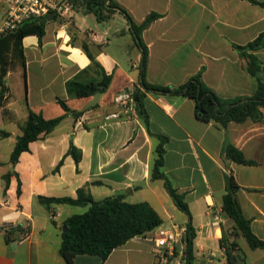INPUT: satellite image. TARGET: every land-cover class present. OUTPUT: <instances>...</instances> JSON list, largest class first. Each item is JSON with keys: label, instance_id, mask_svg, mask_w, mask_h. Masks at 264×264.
<instances>
[{"label": "crops", "instance_id": "obj_1", "mask_svg": "<svg viewBox=\"0 0 264 264\" xmlns=\"http://www.w3.org/2000/svg\"><path fill=\"white\" fill-rule=\"evenodd\" d=\"M114 1L137 25L151 13L160 16L141 33L149 84L177 88L202 70L203 83L220 99L254 95L257 82L247 73V60L236 47L264 34V0ZM1 14L2 10L0 19ZM83 43L112 81L101 95L70 99L65 83L90 63ZM22 45L24 67L8 71L7 92L0 105V264H67L59 253L63 223L87 207L47 208L38 197L75 199L85 186L96 202L123 195L129 204H148L161 219L160 227L171 223L185 227L187 217L177 209L163 181L151 179L158 140L148 135L135 115L106 119L118 112L114 96L140 80L142 51L126 19L117 13L107 22H98L77 5L70 26L49 22L40 44L35 36H28ZM247 53L264 64V49ZM58 100L71 110L86 111L78 120L65 116L11 165L9 158L27 109L54 119L65 115ZM143 104L150 133L166 138L163 173L189 208L197 258L206 264H229L225 245L235 240L243 264H264V250H251L247 243L242 247L240 242L245 240L222 212L225 175L230 170L239 187L236 199L241 213L253 235L264 242V123L231 122L224 130L215 122L197 120L193 101L181 95L146 93ZM71 139L81 152L78 164L66 156ZM225 141L253 165L225 161ZM215 213L221 221L219 230L211 226ZM24 232L30 239L19 243ZM221 239L227 242L222 244ZM70 264L102 261L98 256L79 255ZM103 264H155L151 243L145 236L135 237L113 250Z\"/></svg>", "mask_w": 264, "mask_h": 264}, {"label": "trees", "instance_id": "obj_2", "mask_svg": "<svg viewBox=\"0 0 264 264\" xmlns=\"http://www.w3.org/2000/svg\"><path fill=\"white\" fill-rule=\"evenodd\" d=\"M74 6L81 5L85 12L93 14L98 22H107L115 14H121L131 25L135 44L142 51L140 65V80L134 90V115L141 119L150 137L158 140L155 149V158L151 166V179L162 180L168 195L173 200L177 209L186 215L185 234V264H206V261L197 258L195 252L196 230L192 225L191 214L183 196L177 194L170 180L163 173L164 144L166 138L153 135L148 128V116L144 110L143 100L146 93L162 95H181L193 101L194 114L201 122H215L222 129H226L231 122L243 123L250 120L254 123H264V64L260 63L255 55L248 52H257L264 49V34L244 47H236L241 56L247 60L246 71L256 80L257 88L252 97L237 99H220L202 81V70L191 76L188 81L177 88L161 87L149 84L146 81L147 49L142 43L141 33L160 16L155 13L148 15L145 20L137 25L133 22L129 13L114 0H69ZM58 21L54 15H45L39 18H31L23 22L18 29L5 37L0 38V105L4 103V94L7 88L4 79L12 63L17 59L24 67L23 39L35 36L38 43L45 34V27L49 22ZM82 50L89 59V65L65 83L67 97L70 99L87 98L101 95L106 92L112 81V76L107 75L86 43L82 44ZM58 104L64 110L65 115L46 120L40 114L27 109V118L20 126L21 135L17 137L15 146L9 158V163L15 165L23 152L29 151V145L39 140L42 136L50 134L65 118L72 116L78 120L85 111H75L68 108L64 101L58 100ZM88 110V109H87ZM124 117H120L122 119ZM66 156H70L75 164L81 159V152L70 140ZM223 158L225 161L242 165H253L231 144L225 141L223 146ZM63 160L58 163L55 172L60 169ZM226 194L222 198V212L231 220L234 229L245 240L251 250H264V242L258 240L250 229V223L241 213L236 199L239 189L234 181L232 172L227 170ZM6 185L8 175L4 176ZM18 193L20 191L18 190ZM39 202L49 208L50 205H67L71 207H87L82 214H75L66 219L63 227L66 232H61L59 253L67 264H70L76 256H98L102 264L113 250L126 244L135 237H144L150 231L161 226L162 221L158 214L146 203L129 204L124 201L123 195L107 197L96 202L88 192L87 186L78 189L75 199L72 198H46L38 197ZM54 215V212L51 213ZM11 232H7V238ZM220 242L223 244L224 239ZM237 255H232V252ZM225 254L229 264H243L245 262L238 246L235 243L225 245Z\"/></svg>", "mask_w": 264, "mask_h": 264}, {"label": "built area", "instance_id": "obj_3", "mask_svg": "<svg viewBox=\"0 0 264 264\" xmlns=\"http://www.w3.org/2000/svg\"><path fill=\"white\" fill-rule=\"evenodd\" d=\"M74 5L69 0H5V8L0 19V38L14 33L18 27L28 19L39 18L45 15H54L64 26L72 24ZM134 84L117 93L113 104L117 113L108 115L107 120L130 118L134 115ZM211 226L220 229L221 221L217 213L212 215ZM185 227L171 223L168 227H158L145 235L151 243V252L155 264H185V245L183 237ZM30 234L24 232L18 242H26Z\"/></svg>", "mask_w": 264, "mask_h": 264}, {"label": "rangeland", "instance_id": "obj_4", "mask_svg": "<svg viewBox=\"0 0 264 264\" xmlns=\"http://www.w3.org/2000/svg\"><path fill=\"white\" fill-rule=\"evenodd\" d=\"M4 8H5V0H0V11L3 10ZM89 26H90V23L89 22L86 23V27L88 28ZM17 65H20V62H19V60L16 59L12 63V65L10 66L9 70L10 69H13ZM77 211L80 212V213L82 212L81 210L80 211L77 210ZM217 235H219V232H217ZM233 242L235 243V245H237V243L235 242V240L231 241L230 243H233ZM240 244H241L242 247H245L246 246V242L245 241L240 242Z\"/></svg>", "mask_w": 264, "mask_h": 264}, {"label": "water", "instance_id": "obj_5", "mask_svg": "<svg viewBox=\"0 0 264 264\" xmlns=\"http://www.w3.org/2000/svg\"><path fill=\"white\" fill-rule=\"evenodd\" d=\"M67 231V228L66 227H63L62 228V232H66Z\"/></svg>", "mask_w": 264, "mask_h": 264}]
</instances>
